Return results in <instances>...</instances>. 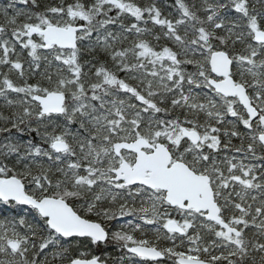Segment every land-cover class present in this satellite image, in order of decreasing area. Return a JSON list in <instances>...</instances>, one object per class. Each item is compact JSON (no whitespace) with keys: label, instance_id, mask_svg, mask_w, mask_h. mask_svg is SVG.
Returning <instances> with one entry per match:
<instances>
[{"label":"snow or ice","instance_id":"obj_1","mask_svg":"<svg viewBox=\"0 0 264 264\" xmlns=\"http://www.w3.org/2000/svg\"><path fill=\"white\" fill-rule=\"evenodd\" d=\"M0 264H264V0L0 4Z\"/></svg>","mask_w":264,"mask_h":264},{"label":"trees","instance_id":"obj_2","mask_svg":"<svg viewBox=\"0 0 264 264\" xmlns=\"http://www.w3.org/2000/svg\"><path fill=\"white\" fill-rule=\"evenodd\" d=\"M7 0H0V4L6 3Z\"/></svg>","mask_w":264,"mask_h":264}]
</instances>
